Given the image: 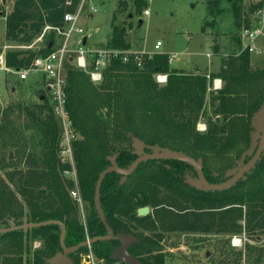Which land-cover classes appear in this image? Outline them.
Segmentation results:
<instances>
[{
  "label": "trees",
  "instance_id": "1",
  "mask_svg": "<svg viewBox=\"0 0 264 264\" xmlns=\"http://www.w3.org/2000/svg\"><path fill=\"white\" fill-rule=\"evenodd\" d=\"M3 1L7 0H0L4 39L12 46H22L34 41L46 26L64 28L63 15L73 13L80 0H8V12ZM101 1L89 0L96 4ZM117 2L111 13L104 49L127 51L132 46L127 39L126 26L131 23L128 18L140 13L145 0ZM221 2L228 6L238 33L242 22L247 26V19L242 16L262 4L249 1L245 6L244 0H206L207 14L211 15L214 8L218 13ZM87 5L86 2L83 11ZM128 7L125 19L116 23L118 15ZM87 16L92 17V12ZM211 24L213 20L205 22L206 26ZM238 33L233 38L235 51L240 47ZM55 43L56 33L50 30L37 52L7 49L5 67L14 71L27 68L36 57L52 52ZM234 54L236 52L222 59L219 70L207 75L208 78L205 74L171 67L166 53L132 55L127 62L118 55L101 71L98 84L89 76L95 56L89 59L86 70L76 68L68 59L64 64L65 108L74 131L80 136L73 142L72 149L85 227L78 220L79 205L70 196L74 184L62 175L69 165L60 163L57 156L60 126L47 90L41 86L37 103L19 108L30 119L38 138L24 135L15 140L16 130L8 129L6 123L0 124V146H9L18 155L17 165L9 156H0V228L8 227L9 220L15 225L57 220L65 225L66 247L105 234L93 206L95 183L99 173L109 165L108 156L116 155L115 162L120 168L136 158L131 146L134 138L146 148L158 146L200 158L203 166H208L210 159L214 164L219 160L220 167L216 171L221 176L223 169L230 166L229 155L224 152L239 151L240 143L247 140L249 118L264 103L262 74L250 67L247 52ZM156 74L166 75L165 84L155 82ZM41 76L45 83V77ZM213 77L222 80L224 86L216 94L210 93L214 117L207 121V130L201 133L196 131L195 125L203 114L207 87ZM216 116H219L218 122ZM163 164L186 166L180 161L149 160L140 163L122 184H119L120 175L114 172L102 180L100 204L107 224L114 233L137 239L131 244L129 254L142 264H163V255L149 248L159 244L165 234L219 235L226 240L218 242L215 257L210 256L207 264H264L262 245L246 242L243 250L229 246L233 235L244 234L255 243L264 236V154L244 180L239 179L221 191L196 190L179 177L169 179L166 174L170 170ZM205 170L207 175L210 170ZM218 182L215 179L212 183ZM143 206L150 207L152 214L139 217L137 209ZM59 232L58 226L47 225L0 234V242L5 239L11 242L10 247L0 248V264H48V260L61 251ZM34 240L41 243L31 252L24 244ZM115 245L116 241H96L90 248L97 260L107 264L113 261L110 254ZM142 245L147 247L146 251H140ZM10 248L15 255L8 254ZM85 253L87 247L78 249L69 258L79 264Z\"/></svg>",
  "mask_w": 264,
  "mask_h": 264
},
{
  "label": "rangeland",
  "instance_id": "2",
  "mask_svg": "<svg viewBox=\"0 0 264 264\" xmlns=\"http://www.w3.org/2000/svg\"><path fill=\"white\" fill-rule=\"evenodd\" d=\"M248 2L249 0H244V5L246 6ZM87 3V7L84 11L82 10L83 12L80 14L79 18V25H81L84 30L82 38L85 36L87 39V43L84 47L99 51L104 49L106 44L107 36L110 31L111 13L115 10L118 2L117 0H102L98 4L94 2ZM4 4L5 10L8 12L10 10V3H8L7 0L4 1ZM91 5L95 7L96 11L92 12V17H89L87 14L90 12L89 7ZM143 8L144 10L148 9V15H144ZM143 8L138 15L133 13V17L128 18L131 23H129V26H126L127 39L132 44L130 51L134 52L136 55H151L154 51V53H166L169 57H174L170 62L171 67L178 69L182 68L180 70L189 73H200L210 76L211 73H215L219 70L222 59L229 58L230 54L233 52H236L234 56L241 53L239 50L235 51L237 47L233 38L237 35L238 31L233 27L231 12L228 6L223 2L218 5L219 12L217 13V9L214 8V12H212L211 15L207 14L206 0H145V6ZM128 9L129 7L124 13L122 12L118 15L116 23H120L125 19V12ZM250 13L246 12L245 16H242V19H247V25ZM138 20H141V25H138ZM212 20L213 24L209 26L205 25L206 21L211 22ZM4 27V18L0 16V51H6L10 48L32 50L33 52L39 50L40 43L35 40L22 46H12L11 43H7L4 39ZM243 27H247L245 26V22H242L240 30ZM156 41L162 43L158 52L153 48ZM249 64L254 72L262 74L263 77L260 78V80L261 83H264V63L257 62V60L250 58ZM157 75L161 74H156L154 76L155 82L158 85H163L157 82ZM213 79L218 78L213 77L211 81ZM99 82L100 81L93 83L98 84ZM41 86H44V80L38 72H34L32 75L28 76V78L20 80L18 74H16L14 70L6 67L5 69L0 68V118H2L0 124L6 123L8 129L12 128L16 130V132H14L15 140L19 138V136L24 135L26 137L35 136L38 138L30 119L25 116L23 110L19 111V108H29L37 103L38 90L41 89ZM223 86L224 82L220 80V88L218 90H208L209 87H207V97L205 99L203 114L196 122V131L203 133L207 130V121H212L214 117L211 112L210 93L216 94ZM252 116L249 120H251ZM215 118L219 120V116ZM251 129L249 123L248 133H245L247 140L245 139L240 143L238 152L233 149L224 152L229 155L228 160L230 166L228 168L238 162L248 149L250 144L248 137L252 131ZM0 156L2 158L11 156L10 160H13L15 165L18 164V155L16 151L9 148V146H0ZM208 164L209 165L205 167L218 174L216 169L220 167L219 160H216L214 164L210 159L208 160ZM227 169L223 170L225 171ZM1 171L2 168L0 166V172ZM221 182L222 181L219 180L218 183ZM73 188H75V185ZM80 203L81 205L78 207V220L85 227L82 211L84 205L81 196ZM163 238L159 241V244H152L153 246L155 245L153 247L154 249L151 248L152 245L149 248L153 251L155 250L156 254L163 255V264H207L210 256L215 257L216 245L218 242L224 243L223 241L226 240L225 236H199L189 233H177L173 235L167 233L165 234V241L161 242ZM246 242L258 246L262 245L264 247V236H260L258 243H255L253 240H248ZM40 243L39 240H34L30 244L26 243L24 245H28L29 250L32 252L40 246ZM174 243L175 246H172L171 244ZM245 243H243L240 248H234L230 245L229 239V246L235 250H243ZM10 245V239H5L3 242H0V248L2 250L10 247ZM90 246L87 247V253L89 251L92 253ZM87 253L82 254L79 264L88 263V260L85 259ZM8 254L10 256L15 255L14 250L11 248L8 249ZM93 260L95 264H105L102 260H97L95 257ZM75 261L76 259H71L72 264H74ZM107 264L121 263L113 260Z\"/></svg>",
  "mask_w": 264,
  "mask_h": 264
},
{
  "label": "built area",
  "instance_id": "3",
  "mask_svg": "<svg viewBox=\"0 0 264 264\" xmlns=\"http://www.w3.org/2000/svg\"><path fill=\"white\" fill-rule=\"evenodd\" d=\"M249 1L262 4L250 13L248 16L247 27H243L239 32V51L247 52L251 59L264 63V0ZM86 2H89V0H80L73 13H65L63 15V21L66 24L64 28H52L46 26L35 39V41L41 43L50 30L55 31L56 43L52 52L44 57H36L30 67L15 71L20 80L28 78V76L32 75L34 72H38L45 77L44 88L47 90L48 97L52 104L53 114L60 126L57 156L60 163L69 165V168L63 171L62 175L65 178L70 179L75 185V188L70 191V196L78 203V205H81V203L77 189L72 144L74 141L78 140L80 136L74 131L68 112L65 108L66 74L64 64L69 59L76 68L86 70L89 65V59L92 56H95L93 60V69L89 72V75L93 82H97L100 81L101 71L107 66L111 58L120 55L122 56V61L127 62L130 56L136 55L130 50L119 51L102 49L94 51L81 45L84 30L82 26L79 25V18ZM66 4L70 5V2H67ZM89 8L90 12L96 11L95 7L92 5ZM143 13L144 15H148V9L144 10ZM73 35H77L78 38L73 39ZM161 46L162 43L156 41L154 49L158 50ZM173 58V56L169 57V63ZM0 68L5 69L4 50L0 51ZM156 80L158 83L164 84L166 82V75H157ZM219 88L220 80L213 79L208 90H218ZM246 241L248 240L244 234L234 235L230 238V245L234 248H240ZM93 258L91 251H89L85 258L88 260V263L86 264H95Z\"/></svg>",
  "mask_w": 264,
  "mask_h": 264
},
{
  "label": "water",
  "instance_id": "4",
  "mask_svg": "<svg viewBox=\"0 0 264 264\" xmlns=\"http://www.w3.org/2000/svg\"><path fill=\"white\" fill-rule=\"evenodd\" d=\"M4 3V1H3ZM138 25H141V20H138ZM86 44V37H83L81 40V45L85 46ZM13 90V89H12ZM261 112H264V103L260 105L259 110L254 113V115L251 118V128L254 129V131H251L249 134V140L250 144L246 152L241 158L240 165L242 164V159L246 155H250L253 153L252 157L245 163L243 166L238 169L237 174L234 176L228 178L226 181H223L221 183H215L211 184L207 182L203 176L202 173V160L200 158L194 159L182 152L178 151H173L169 149H161L158 146L151 147V151L153 153L151 154H146L144 152V144L139 141L138 139H133L131 146L133 148V153L136 155V158L125 168H120L117 166L115 162V157L116 155H112L107 157V160L109 162V165L103 169L96 180L95 183V188H94V194H93V206L94 210L104 226V229L106 231L105 236L101 237H94V238H86L84 241L72 246V247H66L64 244V238H65V225L57 220H45L41 222H36V223H24L21 225H15L13 220H9L8 227L6 228H0V234L16 231V230H27V229H32V228H38L42 226H47V225H56L59 227V246L61 251L55 254L53 257H51L48 260V264H72L71 259L69 258L70 254H73L80 248L88 247L91 244H93L96 241H103V240H109V239H114L119 241L120 246L113 251L110 254V258L113 260H117L121 262L122 264H142L139 260H137L134 256L129 254L126 250L131 241H134L135 238L132 236L128 235H123V234H113V231L107 224L103 211L101 209V204H100V186L102 183L103 178L105 175L108 173H116L120 175V180L119 184H122L126 177L131 174L137 166L142 163L146 162L148 160H175V161H180L190 167H192L198 175L197 179L190 180L188 181L189 185L195 187L198 190H208V191H221V190H226L230 188L232 185H234L237 180L241 177L242 180L246 178V176H243L244 173H249V171L254 167V164L257 162V160L260 158L261 153L264 154V133L262 138L260 139V144L259 147L254 151L255 147L257 146V138L258 134L261 131L259 125H257L258 118L261 114ZM216 121L218 122V118H216ZM11 158V156H10ZM235 170H229L226 172L225 177L230 176L232 172ZM149 212V208L147 206L141 207L137 209V215L142 217L147 215Z\"/></svg>",
  "mask_w": 264,
  "mask_h": 264
},
{
  "label": "flooded vegetation",
  "instance_id": "5",
  "mask_svg": "<svg viewBox=\"0 0 264 264\" xmlns=\"http://www.w3.org/2000/svg\"><path fill=\"white\" fill-rule=\"evenodd\" d=\"M258 110H259V108H258ZM257 110V111H258ZM256 111V112H257ZM255 112V113H256ZM254 115V114H253ZM258 121L259 122H257V125H259V127H260V129H261V131L259 132V134H258V138H257V146L255 147V149H254V151H256V149L259 147V144H260V139L262 138V136H263V133H264V112H261V114H260V116H259V118H258ZM250 122H251V120H250ZM252 131H254V129H251ZM151 147H149V148H146L145 146H144V152L146 153V154H151V153H153L152 151H151V149H150ZM254 153V152H253ZM253 153H251L250 155H246V156H244V158L242 159V164L240 165L239 163H240V161H241V159L238 161V162H236V163H234L230 168H228L227 170H225L224 172H223V174L221 175V176H219L218 174H216V172H214V171H210V172H208V174L207 175H205L204 173H205V169H207L205 166H203L202 165V173H203V176H204V178H205V180L207 181V182H209V183H211V184H215V183H212L215 179H218V180H220V181H226L228 178H230V177H232V176H234L235 174H237V172H238V169H240L242 166H243V164H245L251 157H252V155H253ZM134 154V153H133ZM262 154V153H261ZM136 156V155H135ZM149 161V160H148ZM153 161H156V162H166V161H175V160H153ZM163 167L165 168V169H167V170H170V173L169 174H166V177H168L169 179H174V178H176V177H179L180 179L179 180H181V181H183V182H185L186 184H187V186H189V187H191V188H194V189H196L195 187H193V186H191V185H189V183H188V181H189V179L190 180H194V179H197L198 178V175H197V172L192 168V167H190V166H188V165H186V166H184V167H182V166H179V165H168V164H163ZM183 171V173H181L180 171ZM229 170H235L234 172H232L231 174H230V176H228V177H225V174H226V172L227 171H229ZM178 172H180V174H177ZM250 172V171H249ZM247 174H249V173H244L243 174V176H247ZM239 179H242L241 177L239 178ZM238 179V180H239ZM211 180V181H210ZM237 180V181H238ZM196 190H198V189H196ZM168 194H170L171 196H174L175 194L173 193V192H168ZM144 207V206H143ZM148 207V206H147ZM149 208V212H148V214H152V209L150 208V207H148ZM147 214V215H148ZM146 216V215H145ZM140 217V216H139ZM143 217V216H142ZM113 234H121V233H114L113 232ZM169 234H177L176 232H171V233H169ZM106 235V232H105V234H103V235H101V236H105ZM123 235H125V234H123ZM149 236H151V234H148ZM101 236H97V237H101ZM128 236H131V235H128ZM132 237H134V236H132ZM135 238V237H134ZM164 238H165V235H164ZM164 238H163V240L161 241V242H164L165 240H164ZM104 242H111V241H116V245L114 246V247H112L111 248V253L113 252V251H115L119 246H120V243H119V241H117V240H114V239H109V240H103ZM137 242V239L135 238V240L134 241H131L130 243H129V245H128V247H127V252L129 251V248H130V246H131V244H133V243H136ZM172 246H175V243L174 244H171ZM147 250V247L145 246V245H142L141 247H140V251H146ZM129 253V252H128ZM119 262V261H118ZM120 263V262H119Z\"/></svg>",
  "mask_w": 264,
  "mask_h": 264
},
{
  "label": "crops",
  "instance_id": "6",
  "mask_svg": "<svg viewBox=\"0 0 264 264\" xmlns=\"http://www.w3.org/2000/svg\"><path fill=\"white\" fill-rule=\"evenodd\" d=\"M73 37V39H77L78 38V36L77 35H73L72 36ZM153 48H154V46H153ZM155 50V49H154ZM159 50V49H158ZM158 50H156L157 52H158ZM155 52V51H154ZM154 52H152V53H154ZM180 69H182V68H180ZM210 73V72H209Z\"/></svg>",
  "mask_w": 264,
  "mask_h": 264
}]
</instances>
